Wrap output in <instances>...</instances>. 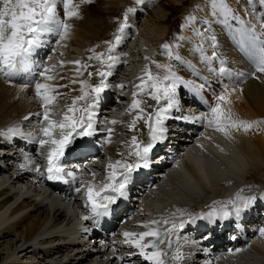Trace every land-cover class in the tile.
I'll use <instances>...</instances> for the list:
<instances>
[{
	"label": "bare ground",
	"instance_id": "1",
	"mask_svg": "<svg viewBox=\"0 0 264 264\" xmlns=\"http://www.w3.org/2000/svg\"><path fill=\"white\" fill-rule=\"evenodd\" d=\"M170 1L173 2L176 6H179L182 5L185 0ZM122 5L120 3V0H93L92 3L81 4L79 9L80 17L72 18L68 21L72 25V27L69 30V35L67 39L60 41V43L57 44L56 41L59 39L58 37H49L50 43L56 46V52L58 54L56 56L57 61L55 63L57 65L56 73L58 74V76L64 77V79H57L56 81H51L49 83L67 85V87H62L58 89V91L60 93H63L64 95L58 100L57 103L62 102L63 100H67L70 103L72 102L73 97L81 95V85L79 83H70L72 79H76L78 81L88 80L90 84H94L92 82V76L89 77L88 75V73H90V66L92 64L91 60H89L88 57L93 55L94 52L89 50L92 49L95 51V53H102L103 49L99 48L98 44L102 41V39L107 38L105 35L109 34L111 28L113 27V23L111 22V20L113 21L114 17H117L121 13V9H124L125 5L123 3ZM206 6L207 8H209L207 9L210 12H208L209 16H203V12L198 9L199 7H196L194 9L196 15L192 13L195 17V20L192 22H186V19L185 21L188 26L193 29V31L189 33L185 29V33L187 32L192 37H194V39L196 40L194 41V44L198 45L200 43H203V47L206 51V54L209 53L210 55H212L210 40L211 33H209L206 29H203L202 27L205 26L204 22L208 21V29H213V35L215 34L218 39V48L216 49V52L220 57L225 58L227 60L226 66L230 68L234 73L232 77H222L226 80V85L229 86L230 91L232 88H235V91L231 92V95L229 97L231 103L225 104L224 107L226 109L231 108L236 118L245 121L246 119L247 121L264 120V73L258 72L252 79L250 78L252 75H250L249 78L237 77L235 75V73H239L243 71V69L245 70V73H247V76L249 73H253L254 71L252 70L251 66L252 64H254V62L250 57L246 56L238 47L237 40L234 38L233 30L235 29V27L233 26L232 21H229L230 26L226 25V27H228L231 32V35H233L232 42L236 43L235 45H233L232 42H230L229 39H227V37L225 36L224 30L222 29L223 24L219 22V20L221 19L213 20L214 17L211 16L212 14L210 6L208 4H206ZM60 10L62 15V8ZM239 11L242 12L241 10ZM130 20H134V18L131 17ZM200 23L202 25H200ZM144 25L148 29V31L152 33L154 32L155 29H152V26L149 25V23H144ZM197 32H201L204 34L203 41L200 37L196 35ZM163 34H165V30L163 31ZM183 42L185 41L183 40ZM188 44V41H186V46H188ZM123 45V47L120 46L119 49H115L113 53L115 55H121V53L125 52L126 48H129L128 42L126 44L123 43ZM207 46H209V48L211 49L206 48ZM129 49L132 50V53L134 55L132 59L133 63L124 68V72L127 76H132L137 72V69L140 68V66L142 65V60H140L142 59V56L153 59L152 56L156 54L154 51V53L151 51L152 49L148 46L147 43L145 44V50H147L145 51V53L142 51L143 49H141L139 45ZM83 50L88 52V56H85L84 58L87 59V62L85 64L89 65V67L83 71L84 75L77 76L75 72V69L77 67L73 68L69 66L67 62L75 61L77 57H80L81 53H83ZM173 51H175L176 53L177 50L173 49ZM183 53H186V50H184ZM183 53L182 55H185ZM192 57L190 55H186V58L188 59H191ZM135 58H138L137 61L135 60ZM60 61L66 62L63 67H59ZM217 62H213L214 67L219 68ZM165 63L166 60L163 61V64ZM153 66L154 68H156V65L152 63V60H150L151 69ZM173 70L177 73V75L187 79L188 81H192L188 77L190 74H193L194 76H196V78L200 79L202 83L203 81L205 82V80L197 74L198 72H195L194 68H174ZM31 79L33 80V83L30 84L27 89L21 91L23 84L27 81L22 78H15L12 80V82H8V80L0 76V134L4 133L9 128L18 127V123L24 121L25 117H33L39 112L40 109H42L40 101L35 98L34 95V81L39 79L41 82H43V78L34 77ZM211 82L213 83L214 81ZM213 89L215 91L214 95L206 87L202 90V93L209 105H214L216 102L215 97L223 91V87L220 86L218 87L214 85ZM182 96L183 94L180 93L179 97L181 98ZM105 97L106 99L104 100ZM100 99L102 101L98 102V109L101 111V113H103L102 115H106V110H109L110 107L115 105L114 100L116 101V99L112 97L111 91L109 93L101 94ZM123 100L126 99L123 98ZM148 101H146L144 109L147 113H150V106L153 105L151 104V101ZM163 104L164 102L162 103V106ZM192 110L190 109V111ZM122 112L123 110L120 109L118 115H121ZM184 112L185 113L183 115H180L178 117V120H180L181 123L183 122L184 124H189L191 129L194 126L199 127L200 124L203 126H207L202 122V120L184 119V117L197 116L198 108H194V111L190 114H187L188 111L186 110ZM205 112H208L207 108ZM51 118L54 119V116H52ZM102 123V121L96 123L95 133L92 136L84 137V139L88 143L91 142L98 147L104 148L105 152L109 153V155L111 156L116 155V150H118V153H124V149L128 148L126 142L130 141L133 135H136L139 140L142 136V141H147L149 139V135H144V130L147 127L144 121H140L139 123H137L135 130H130L128 128L130 120L127 118H122L119 123L111 127H107ZM166 125H168V127L170 126L169 128L172 127L170 125V121ZM108 128L113 129V132L111 134V143H105V141L109 138V133L107 131ZM257 128L258 130L256 128H253L248 132H245L243 130H232L231 135L229 136H225L219 131H206L201 135H198L196 137V140H193L192 144L190 146H187V148L185 149V158H183L181 162L178 159L170 161L172 162L173 167L171 168L170 174L167 176V182L173 185H176L174 182V177L180 178L181 186L177 187L181 191L179 193H181L182 200L185 202L193 201L192 203L194 204L177 202V200H172V202L163 201L155 204L152 203L153 205L151 204L149 207H146L144 211L143 221H150V219L155 214L161 211L160 209L164 204L166 205L162 207V209L168 208L170 205H174L176 203H183L186 205H190L192 212H198L200 210L204 211L205 208L203 210L200 209V201L198 202L194 198L197 192L202 195L201 199L205 205L204 207L209 206L211 207V209H219L221 206L220 203L214 202H224L225 200L227 201L229 199L234 198L238 193L243 196L245 194L243 188H239L235 191L230 192L229 190H225V186H228V184H233L234 177L227 178L229 176L225 177V175H221L222 177H220V175H217L218 172H216V163L221 164V157L217 159L215 153L217 151V148L222 149L223 153L225 152L226 149L223 150V148L220 147L225 146L223 145V141L226 144H229V142H234V146L238 148L237 152L240 153L239 155L242 156L246 163L251 165L250 168L252 169V172H263L264 124H261ZM254 130H256L258 133H252ZM173 131L166 133V137L168 138L171 136V138L173 139L170 140L184 138V129L181 128L174 133ZM242 132L244 133V135ZM121 133H124L125 140L123 141L122 145H118L116 141L119 138H122ZM231 137H234V140ZM170 140H167L159 150L155 149L154 151H161L164 147H166L165 145ZM0 145L4 147V151L8 150L7 148H5L7 146V142L6 140H3L1 136ZM45 147L48 148L49 146ZM207 148H209V150H207V154H203L200 152V150ZM212 152H215L214 157ZM225 154L223 156H225ZM125 157H127V155H125ZM212 159H214V161ZM17 164L18 163H11V159L0 161V178L6 176H8L9 178L6 181L2 180V182L0 183V260L4 259L3 264H27L22 263L21 259L23 257H27V255L29 254L32 255L33 258L37 254H39L40 256L42 255V257H44L43 259L47 260V264H88V262H90V264H124L125 262L131 261H134L136 263L138 262L137 264L146 263L143 262L139 257L138 250L134 249V252L131 251L132 246L129 244H125V239H116L112 243L111 240H109L108 233H100L103 238L101 240H95V242V238H92L91 243L94 242L95 246L97 245V249H94V251H90L85 247L82 248L81 245L83 243H86V241L91 236L87 231L88 226L82 227L81 225L83 223L84 225H89L87 224L89 222L80 219L79 226H77V224H74L72 220L73 215H70L69 210L66 208V206L62 204L63 201L61 203L59 202V200H56L54 197H52V195L45 192L42 188L43 186L41 187L40 185L32 184L35 186L34 191L37 194L34 196L32 194L25 193L24 196H20V193H18V190H16V185L20 183L23 184L24 180H26L27 177L31 175V172L27 171L18 173V171L12 166ZM235 165L234 167H236ZM167 168H170V166H163L162 170ZM238 169H233L232 171L238 173ZM239 172L241 174L244 173L245 170H241ZM14 173H17V175H15ZM136 173L140 172L138 171ZM233 174L235 175V173ZM245 175H248V173H245ZM147 176L148 174L138 176L139 179H135V177L133 176V182L132 184H130V186H137L139 182L138 180L146 179ZM154 177H157V174H155ZM223 177H225V179H223ZM211 180L214 182H212ZM157 181L158 180H156V182L154 183H157ZM25 182L31 183L29 179H27ZM47 186H49L52 190L58 192L59 194L62 193L65 198H68L70 202H72L70 198L71 193H69L67 189L63 187L50 186L48 184ZM31 187L32 186H28L29 189ZM158 192L165 193L164 186L160 188V191ZM194 192H196V194ZM41 195L47 198V200L46 198L44 200H50L51 203L48 205V202L42 200ZM130 195L133 197V200H130L131 202H133V204H131V207L130 205H127V202L131 197ZM246 195L249 194L247 193ZM120 200L122 202V206L119 210H122L123 207H125L126 209H132L133 207H136L137 203H139L137 207L140 208L142 206V202H148L147 198L138 200V198H136V195L133 192V189L131 190L129 188L127 198H121ZM72 204L73 207L77 208V199L74 200ZM161 212H163V210ZM173 213H175L173 208L168 209L167 211H165V216L172 218ZM120 217L121 215H119V211H112L107 216V222L110 224H114L115 221ZM179 222L180 220L177 219L176 223ZM193 229L194 227L191 224H187L185 225L184 229L178 230L176 233L173 234V236H175L176 234L190 236V232H192ZM91 231L93 232L94 229H91ZM205 234L206 232H201L199 237H202ZM229 240L234 241V239H228V241ZM260 240L261 241L258 244L254 245L252 240H246L245 235H241L240 238L235 240V243L237 244V246H242L245 247V249L249 250V253L246 254L247 256H254V254L260 255V263L264 264V236H261ZM75 245L77 246L75 247ZM165 245L167 246V243ZM206 245L208 246V244ZM220 246L221 245H219V247ZM175 247L176 246H173L174 249H176ZM128 249L130 250L128 251ZM69 250L76 251V254L75 256L72 255L73 257L68 254L71 257L70 260L64 261L65 259L69 258V256H67ZM167 250L168 257L166 259L169 261V264H172V261L170 260V251L173 249ZM117 251L122 252L117 253ZM102 257H105V261L102 260ZM121 257H123L124 259H120ZM209 262L210 264H221L214 260H208L204 264H209Z\"/></svg>",
	"mask_w": 264,
	"mask_h": 264
},
{
	"label": "snow or ice",
	"instance_id": "2",
	"mask_svg": "<svg viewBox=\"0 0 264 264\" xmlns=\"http://www.w3.org/2000/svg\"><path fill=\"white\" fill-rule=\"evenodd\" d=\"M93 0H0V76L4 77L8 82H12L15 78H22L26 83L23 84L21 91L27 89L33 83L31 78L41 77L43 82L39 79L34 81V95L42 107L43 121L46 123L40 129V136H33L41 148L46 145L48 147L47 153V179L61 180L67 183L65 176L71 177L73 181L77 179L74 172L65 173L61 159L65 155V150L72 145L76 137L92 136L96 131V111L101 93L105 91L109 85L106 83V78L111 75V72L100 71L97 74L101 77L100 83L92 85L88 80L72 79L70 83H79L81 85V95L73 97L70 105L67 106L66 111L62 113V119L57 121L51 117L56 113L50 107L58 102L64 95L58 91L59 88L67 87V85L49 83L57 79H64L63 76H58L56 73L57 65L51 67L45 66L38 62L34 57L38 54L37 50L45 47L50 36H56L60 41L67 39L69 30L72 25L68 22L72 18L80 17V5L85 3H92ZM137 5L143 4L144 0H134ZM249 4L253 0H248ZM261 9H264V0H256ZM211 14L213 17H222L219 20L224 25H229V21H235L238 27L235 28L234 38L237 40L238 47L254 62L256 72L264 73V12H257L252 9L253 15L259 24V29L251 20H245L240 17L236 11L230 6L228 0H208ZM62 8V15L61 9ZM135 8L129 7L124 13L123 22L120 23L117 32L114 34L112 41H106L108 44V52L112 53L123 39V33L127 27L128 14L134 13ZM247 11V10H246ZM190 22L195 20L194 16L187 18ZM204 23H208L205 21ZM230 26V25H229ZM196 35L203 41L204 34L197 32ZM180 40L187 39L186 37H178ZM212 55L206 54L203 43L195 45V51L200 53L201 60L208 66L209 71L221 77H232L233 71L228 68L227 60L221 58L215 49L218 48L215 35L210 37ZM170 59L182 61V57L173 51L172 45L164 44L162 46ZM175 47H179L176 45ZM89 51H93L90 49ZM100 60L101 63H106L111 69L119 60L117 56L108 55L106 60L103 53H95L88 58ZM147 59V58H146ZM213 61L219 62V68L212 67ZM110 62V63H109ZM65 61L59 62V67H63ZM77 65L75 69L77 76H82L83 71L89 65L83 64L80 60L69 61ZM158 69L164 70V75L153 73L151 69L145 68L144 76L140 78L141 83L136 87L138 92L133 93V101L128 109L130 113L135 112L133 119L128 124L130 130H135L136 125L140 120H144L148 128L149 139L142 141L133 135L130 141H127L129 149L127 157L123 152L118 153L119 159L114 162L110 161L106 166V176L104 181L95 183L96 173H92L93 182H90L85 191L86 204L85 207L89 209L90 215L84 216L83 219L99 218L108 216L113 211V205H116L121 198H127L128 187L133 182V174L141 169H146L151 166L150 154L156 147L158 142L166 139L168 132L165 126V121L170 119V111L173 108H178L179 101L177 98V89L180 86L190 88L194 93L199 94L205 88V83L195 84L192 81L185 80L183 77L177 75L173 70L171 64H161L152 61ZM89 77L92 73H88ZM237 77H244L245 73H235ZM255 75V73H252ZM206 81V78H203ZM123 88L124 85H119ZM235 88L229 90L228 85H224L223 91L215 97V104L210 105L208 112L201 116L184 117L186 120H204L208 127L214 128L216 131L224 133L225 136L231 135L232 130H243L248 132L253 128L264 124V120L245 121L236 118L231 108H225V104H230L229 99L231 92ZM147 94L151 99L155 100L157 104L164 102L163 106L155 109L151 113H147L141 104L143 101L137 99L138 95ZM93 100L92 103H84L89 98ZM207 103V101H205ZM28 119V117H25ZM110 124L115 125L119 123L116 120L109 121ZM109 138L105 143H111L112 128L107 129ZM8 135L21 134L18 128H9ZM134 157V159H129ZM27 164H32L33 161L27 155L25 156ZM26 165L22 164L24 168ZM34 171L40 173V168L37 166ZM76 192H80L81 188H76ZM255 197H244L239 193L232 199L220 203L219 209L213 208L212 211L202 214L200 216L190 217L188 221H180L176 223L173 219L161 217L160 219L150 220L142 227L148 229L140 233L124 232L125 244L138 249V255L143 260L148 261L149 264H169L165 259L168 257V250L174 245L176 250L170 257L172 264L184 259V254L177 242L179 236L173 239V234L180 229H184L186 223H195L197 219L207 218L214 221L216 218L227 220L230 216H235L237 219L242 212L250 207L254 202ZM228 205L232 206L231 212L228 210ZM180 215H184L183 210L177 209ZM175 216V213L172 214ZM170 225V226H169ZM260 234L264 236V227L259 229ZM152 239L145 243V238ZM167 242V249L162 248ZM149 249H151L149 251ZM230 252L232 250H229ZM237 252L241 251L236 249ZM120 259H124L121 257ZM210 264V262H209Z\"/></svg>",
	"mask_w": 264,
	"mask_h": 264
},
{
	"label": "rangeland",
	"instance_id": "3",
	"mask_svg": "<svg viewBox=\"0 0 264 264\" xmlns=\"http://www.w3.org/2000/svg\"><path fill=\"white\" fill-rule=\"evenodd\" d=\"M120 3H121V5L123 3L125 6H124V9L123 8L121 9V13L118 15V17H114L113 21L111 20V22L113 23V27L111 28V31L113 32L114 29L117 30V28L119 26L118 24L123 22L122 19L124 18V13L129 7L135 8L136 11L134 13H129L128 14L127 30L129 31L130 35H129V33L127 35H125L127 37V40L130 41V48H133V47H136V46L139 45L141 47V49H143L142 51L145 53V51H147V50H145V44L147 43L148 46L151 47V49H152L151 51L152 52L153 51L156 52L155 56L154 55H153L154 57L152 56V58H153V59H151L152 61L154 60L157 63L163 64L164 60H166V62L168 60L169 61L172 60L173 69L174 68H194V70L196 72H198L199 75L204 76L202 78H209L210 79L209 81H214L213 84L215 86H218V87L220 86V87L224 88V83L220 82V80L215 76V74L213 72L209 71L208 66L205 63L202 62L200 53H198V52H196L194 50L195 49V45H196V44H194V41H196L194 39V37H192L187 32L185 33V29L189 33H191V31H193V29L190 26H188V24L186 22L189 21L187 19L189 16H193V14L196 15V13L194 12V9L196 7H199L198 9L203 12V16L204 15H205V17L209 16L208 15L209 11L207 10L209 8H207V6H206V4L209 5L208 0H185L182 3V5H179V6H176L170 0H144V3L140 4V5H137L133 0H120ZM228 3L236 11V13L240 17H242L246 21L247 20H251V22L253 24L257 25V28L259 27L258 26L259 24H258L257 20L255 19L254 15H253L252 9H255L257 12H264V9L260 8V6L256 2V0H253L252 4H249L248 0H228ZM239 10H241L242 12H240ZM130 16L133 17L134 20H130L131 19ZM186 19H187V21H186ZM213 20H214V18H213ZM144 23H149V25L152 26V29H155L154 32L152 33L150 31H148V29L145 27ZM232 24H233V26L235 28H237L236 25H238V24L235 21H232ZM200 25H202V24L200 23ZM202 27H203V29H206L209 33H211V36L213 35V29H208L207 23H205V26H202ZM164 30H165V34H163ZM109 34H111V33H109ZM105 36L108 37V34H106ZM178 37H186L188 40L186 39V40H184L185 42H183V40L178 39ZM105 40L106 39H102L101 42L105 43ZM217 40L218 39H216V42H217ZM186 41H188V43H189L188 46H186ZM166 43L169 44V45L174 46L173 49L177 50L176 53H178L182 57V61H176L174 59H170L169 58V56L167 55V51L162 47ZM176 45H179V47H175ZM188 47H190V48H188ZM191 47H192V49H191ZM206 48H209V46H207ZM209 49H211V48H209ZM184 50H186V53H183ZM211 50L213 52V49H211ZM215 51H216V49H215ZM82 52H83L82 54L84 55V57L86 56V53H88L85 50H83ZM181 52L183 54H185V55H182ZM186 55H190L191 57L192 56L193 57L191 59H188V58H186ZM207 55H210V54L207 53ZM137 59L138 58H135L136 61H137ZM213 62H215V61H213ZM217 63L219 65V62H217ZM251 67H252V70L254 71L253 73H255L254 64H252ZM241 72L245 73V70L243 69V71H241ZM257 73L258 72H256L255 74H257ZM158 74L164 75V71H162V72H160ZM245 74L246 75L243 78H249V76L252 75V73L251 74L249 73L248 76H247V73H245ZM83 75H84V72H83ZM218 77L220 78V76H218ZM253 77H255V75H252L250 78L252 79ZM223 80H225V79L223 78ZM209 81H207V82H209ZM225 82H226V80H225ZM195 84H197V83H195ZM206 87L209 90H212L211 86H209V87L206 86ZM111 92H112V97L115 98V96H114L115 92H113V91H111ZM124 99H126V98H124ZM114 102H115V100H114ZM182 111H183V113H185L184 109ZM246 121H247V119H246ZM168 122L166 121L165 124H167ZM171 124L172 123L170 121V125ZM185 124H187V123H185ZM256 129L258 130V128H256ZM254 131L252 133H258L256 130H254ZM243 135H244V133H243ZM184 138H188V137H184ZM184 138L182 139V141L185 140ZM231 138H233V140H234V137H231ZM167 139L170 140V139H173V138H171V136H170ZM188 141L189 140L186 139V143H188ZM116 143H118V141ZM224 143L225 142L223 141V145H225L224 147L220 146L221 148H223V150L226 149L224 153H223L222 149H220V148L216 149L217 150L216 153L212 152L213 153V157H214V153H215L217 159L219 157H221L220 158L221 164L220 163H216L217 164V167H216L217 171L216 172H218L217 175L218 176L220 175V177H222L221 175H223V176L225 175V177L229 176L227 178L234 177L233 182L234 181L235 182L248 181V184H246V183L245 184L246 185H250V189L249 188H247V189H249V190H260V191L262 190L264 192V171L263 172L260 171V173L252 172V169L250 168L251 165L246 163V161L242 158V156L239 155L240 153L237 152L238 148H236V146H234V142H231V143L229 142V144H226V143L224 144ZM226 145H228V146H226ZM0 146H2V145H0ZM207 150H209V148L206 149V152H207ZM116 153H118V150H116ZM205 154H207V153H205ZM224 154H225V156H223ZM235 154H236V156H235ZM219 155H221V156H219ZM226 157H227V159H226ZM230 158H231V160H230ZM224 159H226V160H224ZM212 160L214 161V159H212ZM235 161H237V162H235ZM231 165L233 167L235 165L236 167L233 168ZM218 169H219V171H218ZM233 169H235V170L238 169L237 172L239 174H240L239 171H241V170H245V172L241 173L239 175L238 173L233 172L232 171ZM233 173H235V175ZM245 173H248V175H245ZM225 177H223V179H225ZM7 179H9L8 176L0 178V183L2 182V180L6 181ZM253 181H255L256 183L253 182ZM174 182H175L176 185L170 184L169 182H167L164 185L165 193L157 192L153 196L149 197L147 199L149 201V203H151V204L154 203L155 204V203H159V202H163V201L172 202V200H177V202H184V203H188V204L192 203L193 201H188V202L186 201L185 202L181 198V193H179L181 191L177 187V186H181L180 178L174 177ZM212 182H214V181H212ZM28 186L29 187L32 186V187L29 189ZM229 186H231V184L230 185L228 184V186H225V190H229ZM42 188H43V190L45 192H47L48 194L52 195V197H54L56 200H59V202L62 203V201H63L62 204L64 206H66V208L69 210L70 215H73V217H72L73 223L77 224V226H79L80 225L79 224L80 219H82V218L79 217V214H78L79 211L75 207H73V204L69 200H67L63 195L57 194V193H53L47 187H42ZM34 189H35V186L32 185L31 183H26L25 180H24L23 184L20 183V184L16 185V190H18V193H20V196H24L25 193H29V194H32V195L35 196L37 193H35ZM230 191L231 190H229V192ZM194 193L196 194V192H194ZM248 194L249 195H246L245 197H248V196L251 197L252 196L250 193H248ZM178 196H179V198H178ZM41 198H42V200H44L46 197L42 196ZM194 198L198 202L200 201L199 205L201 206V208H205V212H208L211 209V207H209V206L204 207L205 205H203L204 203L202 202V199H201L202 195H200L199 192H197V194L194 196ZM46 200H47V198H46ZM46 200H44V201H46ZM130 200L131 201L133 200L132 196L130 197L129 201L127 202V205L128 206L130 205V207H131V204H133V202H131ZM255 201H256V199H255ZM46 202H48V205L51 203L50 200L46 201ZM192 204H194V203H192ZM165 205L166 204H164L162 207H164ZM202 205H203V207H202ZM162 207H161L160 210H162ZM208 208H210V209H208ZM145 209H146V207H145ZM173 210L176 211L177 209L173 208ZM200 212H204V211L200 210ZM196 213L197 212H192V209H191L190 217H194L196 215ZM81 226L82 227L83 226L86 227L88 225H84V223H83ZM88 240L86 241V243H83L81 245V247L82 248L85 247L86 249H88L90 251H94V249H97V245L95 246V244H94L95 241L91 243V240H92L91 237ZM76 246L77 245H75V247ZM68 254L71 255V256L72 255L75 256L76 251L69 250L68 253H67V256H69ZM256 256H258V257H256ZM43 258L44 257H42V255L40 256L39 254L35 255L34 258L32 257V255L29 254V255H27V257H23L21 259V262L22 263H27V264H47L48 263V262H46L47 260L43 259ZM70 258L71 257L69 256V258L65 259L64 261H69ZM62 259H64V258H62ZM260 259H261L260 255L254 254V256L253 255L252 256H245V258L241 257L240 263L241 264H261L260 263ZM102 260L105 261V257H102ZM3 263H4V259L0 260V264H3ZM88 264H90V262H88Z\"/></svg>",
	"mask_w": 264,
	"mask_h": 264
}]
</instances>
